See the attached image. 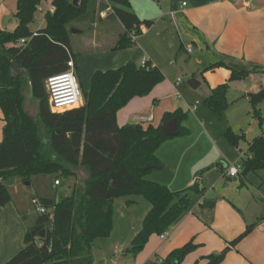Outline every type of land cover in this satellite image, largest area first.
<instances>
[{"label":"trees","instance_id":"16d2710c","mask_svg":"<svg viewBox=\"0 0 264 264\" xmlns=\"http://www.w3.org/2000/svg\"><path fill=\"white\" fill-rule=\"evenodd\" d=\"M41 4L42 0H18L15 15L18 26L14 31L0 29V108L5 122L0 144V206L15 203L27 226L24 249L6 264H94L95 242L110 237L113 231L115 200L142 196L151 209L128 250L136 257L152 236L169 232L181 219L190 208L189 193L201 192L197 184L173 192L148 180L151 172L163 170L156 153L171 137H165L160 127L141 124L120 127L117 122L118 112L133 99L149 96L164 82V74L149 61L146 68L129 62L116 70L98 71L92 77L89 92H83V106L53 112L46 84L49 78L69 70L68 62L73 58L69 28L76 22L95 23L96 14L106 12L109 5L102 3L98 8L95 1L86 0L82 8H76L72 0H55V11L46 15L45 28L33 32L31 26ZM124 4L130 6L128 0ZM108 18L116 20L117 16L111 14ZM152 24L146 21L127 25L114 50L133 48L132 33L141 35V26L150 28ZM22 40L25 44H21ZM222 66L227 65L213 64L206 71ZM227 67L232 70L231 81L242 80L249 74ZM13 68H23L27 75H14ZM228 90V84L213 90L207 106L223 114L229 107ZM248 98L254 117L262 126L257 107L264 102V88ZM32 101L38 105V117L30 112ZM172 120L177 121L180 137L189 134L182 126L187 120L186 113L181 109L167 113L163 123ZM227 137L234 145L245 140V136L231 130ZM249 153L251 158L243 161L244 169L239 176L242 184L249 172L264 169L263 136L250 143ZM148 164L153 167L145 170ZM48 175H55L60 184L59 178L76 182L70 195L59 202L40 198L47 212H37L38 217L29 223L25 195L14 194L13 187L17 182L26 186L33 177ZM262 221L264 217L248 226L231 246L236 247ZM196 250L197 246L189 243L161 263L148 264H182ZM226 254L227 250L208 257L209 264H222Z\"/></svg>","mask_w":264,"mask_h":264},{"label":"crops","instance_id":"0c3cea01","mask_svg":"<svg viewBox=\"0 0 264 264\" xmlns=\"http://www.w3.org/2000/svg\"><path fill=\"white\" fill-rule=\"evenodd\" d=\"M106 1L109 5L107 11L118 18V13L115 14L112 5L108 0ZM165 3L167 6L159 9L155 22L149 21L153 23L150 28L141 26L140 40L135 41L134 45L138 46L136 56L127 55L125 58L124 54L130 52L132 48L114 50L124 32L111 37L115 44L113 43L108 49L103 48L105 39L100 41L103 51L113 54L112 66L95 68L91 73V81L96 72L116 70L129 62L141 66L142 61L146 59L153 66L165 67V51L175 47L178 41L181 43L179 50H185L192 56L194 52H188L192 49L191 45L187 46L182 37L199 45L194 61L197 65L196 73H200L202 79L196 78L194 81L195 91H189L184 85L180 90L185 99L182 98L179 92L180 85H177L181 78L178 75L177 81L172 84L168 76L167 80L158 85L149 96L135 98L120 110L117 114V122L120 127H124L128 124H138L137 117H152L153 120L144 126L152 125L157 128L163 124V118L167 113H174L178 109L186 113L187 120L182 126L189 131V134L164 142L156 153L164 168L151 172L147 179L164 185L173 192L183 191L197 184L201 192L191 191L190 208L166 233V238L152 236L144 251L136 257L126 253V247H131L151 205L142 196L115 200L114 210L121 212L120 221L125 224V233L117 238L114 236L117 239L116 245L108 246L104 264H148L155 261L161 263L173 251L189 243L196 245L197 250L182 264H209L208 257L220 255L226 250L227 254L222 264H264V221L236 247L231 246V243L244 233L248 226L264 217V180L261 185L255 186L250 184L248 179L245 183V178L243 184L241 182V187H234L227 183L237 185L240 182L239 178L235 181L234 178L226 175L228 166L238 160V152L242 161L251 158L249 145L255 138L264 137V127L259 134L249 140L240 132L243 129H239L240 133H236L232 129L235 122H229L228 131L231 130L238 136H245L243 141L247 144V150L243 152L239 144L234 145L229 141L228 131L225 137L214 128H212L213 135L210 133L208 128L215 119L212 113L217 112L206 104L213 90L228 84L229 88L233 86L238 90L234 98L235 105L243 103L248 111L251 108L254 117V109L248 95L259 93L264 88V0H251V2L250 0H166ZM54 11L55 7L49 13ZM12 19L13 17L7 18V22ZM45 26L32 31L36 32ZM1 29L10 31L6 28ZM153 30H157L154 40L158 48L157 54L150 53L145 45V38ZM96 41L98 44V38ZM71 48L79 78L81 69L73 47ZM217 63L243 66L245 70L239 73L249 74L242 80L231 81L232 70L227 66L206 71L208 67ZM16 71L19 73L18 68ZM200 102L203 103V107L197 106ZM193 105L196 108L191 111ZM259 106L257 110L263 124L264 116L258 109ZM4 126V115L0 108V144L3 141ZM234 147L238 151H235ZM25 191L21 194L17 191L16 194L24 196ZM140 202L142 207L137 209L136 206ZM115 230L114 227L110 237L105 239H110ZM26 233L27 226L17 205L10 203L5 207L0 206V264L8 263L24 249Z\"/></svg>","mask_w":264,"mask_h":264},{"label":"rangeland","instance_id":"374dc122","mask_svg":"<svg viewBox=\"0 0 264 264\" xmlns=\"http://www.w3.org/2000/svg\"><path fill=\"white\" fill-rule=\"evenodd\" d=\"M86 0H84L83 4ZM97 3V7L102 3H107L106 0H93ZM130 3V6H126L124 4L125 0H109V3L112 5V7L116 12L118 13V18L116 20H112L111 18H108L109 15L112 13L106 12L105 14H96V19H98L95 23L92 22H85L80 23L76 22L71 25L69 28L70 30V40H71V46L73 47V50L76 54V59L78 61L79 67H80V75H79V82L80 86L82 88V91L88 92L91 87V73L95 70V68H108L112 66V57L113 54L107 53L106 51H103V48H110L113 45V39L111 40V37L117 36V34L125 33V28L127 25L133 24L135 25L137 22H145V20L148 21H154L156 20V16L159 13V9L161 7L165 8V1L166 0H128ZM54 2L55 0H42V4L40 5L35 17L36 22L31 26L32 30H37L38 27H44L45 26V18L46 15L49 12H52L54 8ZM17 4L18 0H0V29L6 28L10 31L15 30L18 21L15 18V15L17 13ZM167 6V5H166ZM42 9V10H41ZM4 10V12H3ZM13 17V19L10 22H7V18ZM155 22V21H154ZM160 27V26H159ZM81 31V34H74L72 33V30ZM134 33V32H133ZM132 33V34H133ZM157 34V30H153L151 34L145 38V45L147 46V49L149 52L153 54H157L158 48L155 43V37ZM140 34H137V38L135 41L140 40ZM96 38H98L99 42L97 44ZM115 38V37H114ZM103 44L104 47H101L100 41H104ZM183 42L189 46L191 45L192 51L194 54L192 56L188 55L185 50H179L180 48V41L173 47L172 49H168L165 51L164 59L165 67H159L164 76L165 80H167V77L169 76L172 80V84H174L177 79L178 75L181 78V83L179 86V92H181V88L186 85L187 89L189 91H195V88H193L190 83L191 81L194 82L196 78H201L200 73H196L197 65L195 63V55L199 50V45L192 43L190 40L186 39L185 37H182ZM115 44V43H114ZM102 45V46H103ZM138 47V46H137ZM137 47L133 46V48L130 50V52H127L125 55V58L127 55H137ZM133 50V51H132ZM132 51V52H131ZM163 56V55H162ZM161 57V56H160ZM148 59V58H147ZM126 60V59H125ZM170 62V63H169ZM143 63V61H142ZM19 73L16 71V68L12 69V72L14 75H21L26 76L27 72L23 68H18ZM195 73V74H194ZM28 87L26 88V93L28 92ZM229 95L227 96V102L229 104V108L227 111L220 115L219 113H212L214 115L215 119L212 121V126L208 128L210 133L213 135L212 128L215 129L216 132L222 134L225 137L226 132L230 128L229 122L231 121L233 123L232 129L236 133H244L246 137L249 140H252L257 134H259L264 127V123L262 126L259 125L258 119H255L253 117V112L251 108L246 110L244 108L243 103L236 104L234 103V98L238 93V90L235 89L233 86L229 88L228 90ZM181 97L185 99L183 93L181 92ZM183 101V100H182ZM181 101V102H182ZM85 103L84 97L81 100V103L78 107H81ZM203 103H198L197 106H202ZM74 107V108H78ZM203 107V106H202ZM71 108V109H74ZM196 107L191 106V111H194ZM30 112L35 117H38V105L35 102H31L29 106ZM71 109H63V110H57L54 112L57 113H63L67 110ZM207 109V108H203ZM261 111V114L264 116V103H262L259 108ZM209 111V110H208ZM211 112H209L210 114ZM239 129H243V131H239ZM196 134V133H195ZM43 137L45 138V141H47V137L43 133ZM239 148L242 149L243 152L247 150V144L245 141H242L239 143ZM48 145L44 146V150L47 151ZM234 150L236 151L237 148L234 147ZM238 151V150H237ZM239 158L236 162L232 163L236 164L238 162L242 163V160L240 159V152H238ZM263 175H264V169L259 170L257 172H249L246 176L245 183H247V179L249 180L250 184L253 185H261L263 183ZM79 176H84V173L81 171L79 172ZM61 181V184L59 187L55 186V175H48V176H36L33 177L30 183V186H25L24 184H20L19 182L15 183L13 187V193L15 194L17 191L19 193H23L25 191L24 199L25 201V209L28 211V222L32 223L37 217L38 213L35 209V207L32 204L33 199H40V198H48L53 199L56 201H61L63 198L70 195L76 180H72L70 182H64L61 178H59ZM231 186H238L241 187L242 184L239 182L237 185L235 183H227ZM143 199V198H142ZM144 201V200H143ZM142 202H140L136 207L137 209H140L142 207ZM146 203V202H145ZM136 209V208H135ZM121 212L118 210L113 211V224L116 228L113 236L110 239H98L94 246H93V259L94 264H104L105 258H106V252L108 251L109 245H116L117 237L121 236L123 232L125 231V224L122 223L120 220ZM113 227V228H114ZM125 233V232H124ZM115 236V238H114ZM112 246V252L114 247ZM128 248V249H127ZM129 247H126V253H128ZM123 257V256H122ZM121 257V258H122ZM126 258V257H124ZM123 258V259H124Z\"/></svg>","mask_w":264,"mask_h":264},{"label":"built area","instance_id":"2783aa9c","mask_svg":"<svg viewBox=\"0 0 264 264\" xmlns=\"http://www.w3.org/2000/svg\"><path fill=\"white\" fill-rule=\"evenodd\" d=\"M251 2V0H250ZM185 5V4H184ZM39 9V8H38ZM42 10V9H41ZM137 34L133 33L131 38L133 41L136 40ZM21 44H25V40L21 41ZM189 53L192 52V49L188 50ZM145 59L141 64L142 68H146ZM68 72L62 75L51 77L47 80V92L49 94V103L52 111L70 109L80 105L81 100L83 98V91L80 86L79 78L76 73V64L73 58H71L68 62ZM181 79L178 80L177 85L181 83ZM153 120L152 117H137L136 122L141 125H145L150 123ZM243 161L238 162L233 165H229L227 168V176L230 178H239L241 173L243 172ZM198 182L200 180H197ZM55 186L59 187L60 182L55 181ZM33 206L36 211L40 214H45L47 209H45L38 199H34L32 201ZM162 239L166 238V233L161 235Z\"/></svg>","mask_w":264,"mask_h":264},{"label":"water","instance_id":"95a60500","mask_svg":"<svg viewBox=\"0 0 264 264\" xmlns=\"http://www.w3.org/2000/svg\"><path fill=\"white\" fill-rule=\"evenodd\" d=\"M83 2L84 0H73L72 4L76 7V8H82L83 7ZM72 33L74 34H81L82 32L81 31H77V30H72ZM229 66L238 71V72H242L245 70V67L243 66H240V65H236V64H229ZM190 85L194 88L195 85H194V82H191ZM163 134L165 137H171V138H174V137H177L179 136V129H178V124H177V121L176 120H172L171 122L169 123H163L161 126H160ZM153 165L151 164H148L146 167H145V170H148L150 168H152ZM235 181L238 180V178H234ZM30 185V184H29ZM45 232H42L41 233V236H44Z\"/></svg>","mask_w":264,"mask_h":264},{"label":"bare ground","instance_id":"6f19581e","mask_svg":"<svg viewBox=\"0 0 264 264\" xmlns=\"http://www.w3.org/2000/svg\"><path fill=\"white\" fill-rule=\"evenodd\" d=\"M78 107V106H77ZM71 109V108H70Z\"/></svg>","mask_w":264,"mask_h":264}]
</instances>
